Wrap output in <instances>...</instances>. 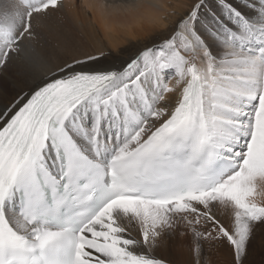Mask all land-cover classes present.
<instances>
[{
  "label": "snow or ice",
  "instance_id": "1",
  "mask_svg": "<svg viewBox=\"0 0 264 264\" xmlns=\"http://www.w3.org/2000/svg\"><path fill=\"white\" fill-rule=\"evenodd\" d=\"M61 7L0 5V264H172L177 236L256 264L264 0H195L127 55L46 31Z\"/></svg>",
  "mask_w": 264,
  "mask_h": 264
},
{
  "label": "bare ground",
  "instance_id": "2",
  "mask_svg": "<svg viewBox=\"0 0 264 264\" xmlns=\"http://www.w3.org/2000/svg\"><path fill=\"white\" fill-rule=\"evenodd\" d=\"M61 2L63 15L65 13L63 18H67L68 22L64 26L71 29L70 32L76 33L81 41L89 43L92 50L98 49L96 45L101 44L105 49L114 52L121 50L127 55L162 40L168 35L165 27L170 29L174 26L175 21L195 0H61ZM7 3L9 0H0V5ZM48 22L49 20L43 22L46 31L52 35L60 34L67 37L63 28H56L51 22L47 25ZM17 71V65L10 63L5 74L15 78ZM174 98L175 96L170 94V101H174ZM180 242L179 238H175L170 246L174 249ZM165 249L158 250L156 254L165 255ZM167 253L169 256L166 257H171L170 255L173 256L171 258L181 257L179 259L182 261H185L183 256L188 257L187 252H173L168 248ZM178 253L184 255H176Z\"/></svg>",
  "mask_w": 264,
  "mask_h": 264
},
{
  "label": "rangeland",
  "instance_id": "3",
  "mask_svg": "<svg viewBox=\"0 0 264 264\" xmlns=\"http://www.w3.org/2000/svg\"><path fill=\"white\" fill-rule=\"evenodd\" d=\"M60 15H62V16H60ZM63 16L65 17V13L63 15L62 8H60L58 11L50 13L48 20H49V22L53 23V26L56 25L55 26L56 28H60V29L63 28L62 30L64 32L66 31L67 38L71 39L75 43H78V45L83 47L84 50H92V46L89 43H87L85 41H81L78 38V36L76 35V33L70 32L71 29H67L66 26H64V25H67L68 22L66 20L67 18H63ZM51 19H53V20H51ZM55 20H56V22H55ZM48 23H47V25L51 24V23H49V24ZM57 24H59L60 26ZM96 46L98 49H105V46H103L101 44H98ZM177 238H179V240H181V242L178 245L174 246V249L170 245L167 248L171 249L173 252H175V251L187 252L188 257L187 258H186V256L182 257L185 261L180 260L179 258H181V257L171 258V257H173L172 255H170L171 257H166V256H169V254L167 253V248L164 250L165 255L158 253V256H164V257L168 258L172 262V264H196V256H195L193 249H192L191 236H188V237L177 236ZM202 245H203V255L201 257V264H228L229 257H228V249H227L226 245L221 246V247H217L215 245H209L207 242H202ZM253 248L255 249V254L252 257V259L256 262V264H259V262L261 260V256L264 255V231H258L257 232L256 237L253 240ZM176 255H184V254L178 253Z\"/></svg>",
  "mask_w": 264,
  "mask_h": 264
}]
</instances>
